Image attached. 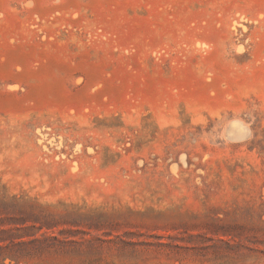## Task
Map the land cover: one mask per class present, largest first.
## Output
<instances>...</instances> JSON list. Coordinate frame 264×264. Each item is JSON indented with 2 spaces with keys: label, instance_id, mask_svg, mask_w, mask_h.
Returning <instances> with one entry per match:
<instances>
[{
  "label": "rangeland",
  "instance_id": "1",
  "mask_svg": "<svg viewBox=\"0 0 264 264\" xmlns=\"http://www.w3.org/2000/svg\"><path fill=\"white\" fill-rule=\"evenodd\" d=\"M1 230L4 264H264V0H0Z\"/></svg>",
  "mask_w": 264,
  "mask_h": 264
},
{
  "label": "trees",
  "instance_id": "2",
  "mask_svg": "<svg viewBox=\"0 0 264 264\" xmlns=\"http://www.w3.org/2000/svg\"><path fill=\"white\" fill-rule=\"evenodd\" d=\"M0 235H12V232L10 230H1ZM0 243H6L5 246H0V264H4L6 259H9L10 261H17L19 257L10 254L11 252H9L10 251L9 246L13 245L11 239L10 240L0 239Z\"/></svg>",
  "mask_w": 264,
  "mask_h": 264
}]
</instances>
